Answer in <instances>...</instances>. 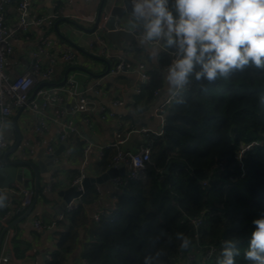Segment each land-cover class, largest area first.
Listing matches in <instances>:
<instances>
[{
	"label": "trees",
	"instance_id": "16d2710c",
	"mask_svg": "<svg viewBox=\"0 0 264 264\" xmlns=\"http://www.w3.org/2000/svg\"><path fill=\"white\" fill-rule=\"evenodd\" d=\"M170 63L171 50H163L148 71L150 81L141 86L144 105L150 106L164 87ZM182 98L183 103L167 107L161 135L146 142L151 161L144 177H124L114 193L115 209L99 222L87 215L97 196L91 185L77 210L58 223L56 247L45 264L73 259L79 264H144L146 256L161 250L165 264H176L197 251L203 256L212 246L217 253L200 261L217 264L225 240L235 241L239 249L236 264H251L244 254L253 221L264 217V69L248 67L212 84L193 79ZM253 142L259 144L240 163L241 148ZM114 155L113 149L105 151L99 172L110 168ZM197 217L203 221L196 229L191 219ZM177 233L192 239L189 250L180 251ZM14 251L21 257L26 250L18 243Z\"/></svg>",
	"mask_w": 264,
	"mask_h": 264
},
{
	"label": "crops",
	"instance_id": "0c3cea01",
	"mask_svg": "<svg viewBox=\"0 0 264 264\" xmlns=\"http://www.w3.org/2000/svg\"><path fill=\"white\" fill-rule=\"evenodd\" d=\"M102 3L103 0L96 3H87L83 0H30L28 20L43 18V28L31 26L28 34L20 33L13 41V53L6 63L7 72L11 77H16L29 70L33 62L32 53L36 50L39 41L46 38L52 49L60 52H71L74 56L73 61L69 63L59 62L55 67V82L60 83L63 80V75L70 68H78L72 70L69 77L75 78L79 91L86 93L91 85L99 82V97L104 102L125 98L132 100L128 103V108H118L115 111L117 115L115 119L108 120H102L96 110L87 114H73L69 103L64 105V119L72 121L80 133L94 144L88 153L84 152L85 142L81 137L68 134L67 140L60 143L57 141L58 127L51 121L47 131L38 134L34 128L38 117L33 111L27 107L13 111L9 118L22 110L18 119L22 142L15 152L9 154L8 159L12 162L32 160L37 159L39 154L45 158L52 155H48L45 151V146L50 141H53L55 146L53 153L55 157L48 163H45L43 159H40V164L36 163L43 170L40 176V192L37 203L28 216L26 213L31 204L27 207H20L18 203L21 202V196L12 193L11 190L17 186H23L33 188L34 191V176H28L21 183L18 182L0 190L8 196V207L0 209V217L8 214V227L13 233L10 249L14 258L9 264H45L49 258V252L56 247L55 233L58 230V223L61 221L60 217L66 214L67 204H65L61 194L72 187L74 178L81 172L86 177H96L102 173L98 171L101 148L114 142L120 135L122 137L128 136L123 148L137 152L146 145L150 136H156L163 129L159 118L150 116V113L155 105L168 96L166 81L162 90L156 95L154 102L147 106L144 105L146 100L143 98L144 92H141L139 96L133 94L134 87L141 88L145 84L136 74L117 76L109 74V70L115 64L116 57L119 56L132 64L144 63L147 71L153 69L156 62L146 59L144 50L138 44L139 34L135 35V41L121 39V47L108 40L107 31L104 28L106 21H104V17H108L109 11L114 5H122V0L105 1L101 16L102 28L99 29L98 33L105 39L106 45L102 46L97 43L96 34L90 32L92 28L87 26L85 20L92 18L97 20ZM5 8L8 25H12L20 19L17 1ZM128 16L127 14L119 22L118 28L129 31ZM42 62L44 67H48L50 64L46 55L42 57ZM46 87L45 82L37 78L31 97L35 96L38 88ZM138 106H141L143 111H136ZM50 116H53L51 110ZM84 119H88V121L85 122ZM2 126L4 127L2 138L5 140L6 146L1 155L12 149L17 141L14 126L3 121ZM140 129L148 130V134L137 132ZM135 130L136 132H134ZM96 189V199L87 208L90 221H93L94 214L106 213L115 204L114 193L117 191V185L113 181L96 185ZM35 220L41 221L48 228H36ZM3 229L4 227L0 224V234ZM6 235L3 238L1 249L6 240ZM18 243L26 250L21 257L16 256L14 251L15 245ZM79 263H76L74 259L68 262V264Z\"/></svg>",
	"mask_w": 264,
	"mask_h": 264
},
{
	"label": "clouds",
	"instance_id": "9594fccd",
	"mask_svg": "<svg viewBox=\"0 0 264 264\" xmlns=\"http://www.w3.org/2000/svg\"><path fill=\"white\" fill-rule=\"evenodd\" d=\"M128 2V30L139 34L138 44L146 59L157 62L162 50H171L173 59L164 76L171 102H184L182 93L193 79L212 84L248 67L264 69V0ZM136 111L143 108L138 106ZM7 201V194L0 191V209L8 207ZM253 224L255 230L244 256L251 264H264V217ZM176 239L181 252L193 245L184 233H177ZM164 255L162 250L148 255L144 264H165ZM239 255L235 241L225 240L217 264H236Z\"/></svg>",
	"mask_w": 264,
	"mask_h": 264
},
{
	"label": "built area",
	"instance_id": "2783aa9c",
	"mask_svg": "<svg viewBox=\"0 0 264 264\" xmlns=\"http://www.w3.org/2000/svg\"><path fill=\"white\" fill-rule=\"evenodd\" d=\"M14 1H17V9L21 16L17 22L13 23L12 25H8L5 7ZM83 1L87 3H96L99 0ZM29 14L30 0H0V119L4 121L13 114L14 110L27 107L38 117V120L34 126L35 131L38 134L45 133L49 127V122L51 121L54 125H56V127H58V142H65L67 140L68 134H71L75 137H81L85 142L84 152L88 153L92 150L94 144L80 133V130L72 121L64 119V105L69 103L70 110L73 114H87L96 110L102 120H108L116 118L117 115L115 111L118 108H128L127 105L132 99H115L109 102H104L103 99L99 97V82L91 85L88 91L85 93L78 90V83L73 77H68L64 86L46 87L40 89L36 92L35 96L31 98L32 90L36 84L37 78H40L45 83L52 82L55 76V67L59 64V62L69 63L73 61L74 56L71 52H60L52 49L49 41L46 38H43L39 41L36 50L32 53L33 62L31 63L29 70L16 77H11L7 72L6 63L10 55L13 53V41L20 33L28 34L31 26L43 28L44 25L43 18H36L32 21H29ZM106 19L107 17H104V21ZM85 22L89 28L96 26V30L94 31L96 34V41L98 44L105 46V39L98 33L99 29L102 28V22L97 23L95 18L87 19ZM131 33L134 35L138 34L132 31ZM27 38L30 39L29 36H27ZM44 55L49 58L50 64L48 67L43 66L42 57ZM172 59L173 57L171 55V62ZM130 73L136 74L145 84L150 81V76L144 63L138 62L137 64H132L121 56L116 57L115 64L109 70V74L112 76H117L120 74ZM134 89V96L141 95L142 89L140 87H134ZM188 89L189 86L185 91ZM158 93L159 92H156V95H158ZM171 104L172 102L167 96L162 102L155 105L151 110L150 116L159 118L162 128L165 122L166 109ZM50 110L51 112L53 111V116H50ZM84 121L87 122L88 119H84ZM134 132H136V130ZM137 132L148 134V130L145 129L137 130ZM161 133L162 131L156 134V136L161 135ZM127 138L128 136L122 137L118 135L114 142L109 143L104 148H101L99 159L101 160L104 157L106 150L113 149L115 150V155L113 156L112 165L110 168L117 167L118 165L122 164L127 171L125 178L139 179L144 177L146 166L151 161L150 148L145 145L137 152L126 150L123 148V146ZM257 144L259 143L253 142L241 148L237 155V159L240 161V163L242 162L243 155L247 151H250L254 145ZM5 146V140L0 138V154L4 150ZM45 151L48 155L54 153L55 146L53 141H50L46 144ZM85 178L86 175L83 172L74 178L72 186L76 187L77 191H79L81 194L79 197L74 198L69 204L66 205L65 213L74 212L80 205L82 197L86 193L82 185ZM123 179L124 177H119L113 182L118 186L123 183ZM203 185H206V183L203 182ZM0 190L2 189L0 188ZM11 192L17 193L21 196L22 207L29 206L34 196L33 188H25L23 186H17L16 188L12 189ZM112 209H115V204L113 205ZM101 216L102 213L94 214L93 221L99 222ZM8 219V214L0 217V224L4 228L8 229L6 232V240L0 251V264H9L14 258L13 252L10 249L13 233L11 228L8 227ZM63 219L64 215H61L60 220ZM202 221V217L191 219V223L196 229L201 226ZM34 225L38 229L48 228V226L44 225L39 220H35ZM216 253L217 249L212 246L206 248L203 256H201L200 251H197V254H190L188 257H186V259L178 260L176 264H201V258H203V260L209 259Z\"/></svg>",
	"mask_w": 264,
	"mask_h": 264
},
{
	"label": "water",
	"instance_id": "95a60500",
	"mask_svg": "<svg viewBox=\"0 0 264 264\" xmlns=\"http://www.w3.org/2000/svg\"><path fill=\"white\" fill-rule=\"evenodd\" d=\"M106 0H103L102 7L100 10L99 17L97 19V23H100L102 18V12L104 3ZM173 2V0H170V4ZM130 11V5L128 0H122V5H114L108 14V17L104 23V28L107 31V38L110 42L115 44L118 47H121L120 40L126 39L130 41H135L136 36L119 27V22H121L124 17L129 14ZM96 30V26L90 29V32L93 33ZM78 68H70L65 72L63 75V80L60 83L55 82V78H53L52 82L45 83V86L47 87H61L64 86L66 83L69 74L72 70H76ZM80 69V68H79ZM41 88H38L36 90L39 91ZM32 98V97H31ZM22 110H20L16 115H14L11 118L5 119L3 122L11 123L14 128L17 135V141L15 145L12 147V149L5 152L3 155L0 154V188L6 189L12 185H15L16 183H21L23 180L27 179L28 176H34V196L32 203L26 213V216H28L31 211L33 210L35 204L37 203L39 192H40V176L43 170L39 168L37 164H40V159H43L45 163L50 162L55 155H49L45 158L42 157L41 154L38 155L37 159L32 160H18L16 162H12L8 159L9 154L15 152L18 147L20 146L22 142V135L20 132V129L18 127V119L20 117ZM4 127L2 126V121L0 120V131H3ZM61 150V149H60ZM58 154V153H56ZM168 169V168H167ZM167 169L164 171V173L167 172ZM126 168L121 164L117 167H111L106 172L96 176V177H86L83 180V188L85 192L90 188L91 185H103L107 182L114 181L115 179L119 177H125L126 176ZM80 192L77 191L76 187H71L67 191H64L61 195L64 199L65 204H69L74 198H77L80 196ZM12 227V226H11ZM7 228H4L0 234V251H1V245L3 238L7 232Z\"/></svg>",
	"mask_w": 264,
	"mask_h": 264
}]
</instances>
